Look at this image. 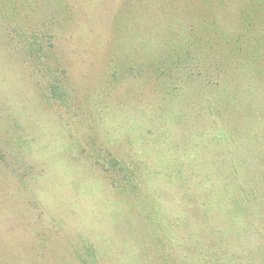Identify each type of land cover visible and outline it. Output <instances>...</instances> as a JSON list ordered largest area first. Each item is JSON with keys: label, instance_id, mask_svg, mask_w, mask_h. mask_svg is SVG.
I'll list each match as a JSON object with an SVG mask.
<instances>
[{"label": "rangeland", "instance_id": "obj_1", "mask_svg": "<svg viewBox=\"0 0 264 264\" xmlns=\"http://www.w3.org/2000/svg\"><path fill=\"white\" fill-rule=\"evenodd\" d=\"M122 1L99 0L95 4V0H22V11L28 21L59 16L56 19L63 23V42L59 44L57 56L65 58L69 66H75L79 71L78 82L90 90L93 86L98 88L99 74L104 71L129 67L136 59L157 61L163 56L161 47L173 46L171 35L175 32L197 27L220 30L221 27L218 23H208L207 15L212 10L202 6L200 0H165V4L155 0L152 4H149L151 0ZM17 11L13 6L10 8L11 22L16 19ZM250 39L253 49L252 41L256 38ZM8 50L0 42V264H31L33 260L26 256L35 249L34 243L29 242L33 236L28 235L29 241L18 244L15 234L22 236V232L30 233L34 228L33 224L26 225V218L51 214H55L60 235L54 246H59L60 253L49 257L47 264H130L132 261L131 264H181L179 259L185 254L190 264H197L200 256L196 255V247L193 254L186 249L177 256L173 251L171 260L152 253V241L156 239L165 240L169 245L175 243L170 222L173 219L183 221L180 228L185 233L183 243L191 237L194 244L201 246L211 231L215 264H264V101L255 99L256 93L246 89L250 88L249 84L222 83L216 93L229 98L228 101L212 103L210 108L203 102L195 108L186 105L183 115L175 112L176 116L170 119L193 132L202 118L196 111L204 108L208 121L203 124L208 128L199 127L189 133L190 139L181 141L172 150L174 165L164 175L151 162L158 155L153 151L140 154L134 149L140 148L135 140L127 143L131 139L128 136L133 119L147 117L157 123L165 117L162 109L166 107L158 109L162 94L159 90H150L147 102L136 98L132 110L148 109L153 112L150 118L149 112L129 113L128 101L121 105L114 99L116 87L109 93L106 107L109 112L103 117L112 119L113 115L119 122L122 120L121 133L110 131L109 137L113 140L121 137L134 150L139 183L136 179L131 181L130 176L125 180L122 174L115 183H109L101 171L102 156L106 157L110 149L107 143L101 152L96 148V151L86 149L78 126V132L71 130L78 137L65 140L62 128L71 124L62 119L60 128L57 116L53 117L42 103L44 95L40 87L33 80H27L20 57H10ZM246 54L247 59L253 60L248 62L250 67L264 66V42L259 52L249 50ZM142 63L147 65L148 61ZM151 69L152 65L135 69L134 75H146ZM222 90H233V93ZM93 92L96 89L90 91L91 95ZM121 93L127 94L124 88L120 89ZM216 108L225 112V116H219ZM57 110L69 115L63 106ZM92 116L95 117V112ZM97 132L98 129H93L91 134ZM5 136L11 148L2 140ZM185 144L190 147L186 148ZM110 151L118 160L128 162L123 148ZM77 154L82 159L81 165ZM22 174L25 175L13 179ZM198 178L204 179V183L193 181ZM168 185L196 193L194 199L202 196L207 202L205 208H222L224 213L212 215L219 222L220 230L210 224V215L202 214V221H195L197 213L178 211L181 207L175 206ZM176 200L188 204V199ZM220 218L224 221H219ZM77 249L73 261L69 260L68 255ZM211 256L213 253L207 257ZM182 262L188 263L184 259Z\"/></svg>", "mask_w": 264, "mask_h": 264}, {"label": "trees", "instance_id": "obj_2", "mask_svg": "<svg viewBox=\"0 0 264 264\" xmlns=\"http://www.w3.org/2000/svg\"><path fill=\"white\" fill-rule=\"evenodd\" d=\"M128 2L127 0L122 1V3ZM155 2L165 4V0H155ZM97 3H99V0H95V4ZM152 3L153 0L149 2V4ZM0 4H2L0 5V42L3 43L5 48L6 46L10 48L11 51L8 50L10 57L12 55L17 58L20 57L24 75L28 81L33 80L40 87L39 89L44 95L43 101L42 99L40 101L49 109L53 117L57 116L55 118L58 120L60 128H62L60 124L62 119L71 124L69 127L62 128L63 134L66 136L65 140L69 137H78L74 136L71 130L74 129L75 132H78L79 128L81 131L79 134L81 133L83 136L82 140L86 141L84 143L87 145L86 149L96 151V148L97 152H101L104 151L103 144L107 143L110 149L106 157L102 156L101 171L109 178V183H115L116 178L121 176L120 174L125 175V180H128L130 176L131 181L136 179L137 182H135L139 183V167L132 154L134 150L125 145L133 140L140 146V148H134L139 150L140 154L153 151L154 154L158 155L157 158L153 157L151 162L153 165H157L161 170L159 173L164 175L174 165L171 158L172 150L181 141L189 140V133L195 132L199 127H207L203 123L208 121L204 108L201 110L202 113L199 110L196 111L197 116H202V118L200 119L201 122H198L193 128V132L190 128L185 130L182 124L180 125L176 120L170 118L176 116L175 112H179L178 115H183L185 113L184 106L186 105L194 107L196 104L203 102L210 108L209 106L212 103L228 101L229 98L224 95L218 96L216 93L222 83L229 86L249 84L250 88L246 89L250 90L251 93H256L255 99L260 102L264 101V66L250 67L248 62L253 60L247 59L246 54L249 50L259 52L261 42H264V0H200L202 6L212 10L211 14L207 15L208 23L211 25L220 24V30L214 28L203 30L201 27H197L182 29L183 32H175L174 35H171V37L174 36V41H171L173 46L161 47L163 56L158 58L157 61L149 58L136 59L135 61L132 60L133 63L129 67H117L114 71H104L99 74L100 85L98 88L92 87V89H96L93 95L90 93L92 89L90 90L89 87L82 88L80 82H78L77 75L79 71L75 66H69L65 58H58L57 56L59 44L63 42L61 32L63 23L56 19L59 18L57 14H55V17H45L41 21H28L22 11V0H0ZM12 6L18 11L16 19L11 22L8 12ZM251 37L256 38L252 41L253 49L250 46ZM219 44H221V48ZM145 61H148L147 65H143L142 62ZM150 65H152L150 73L143 76L134 75L135 69L139 70L141 68L143 70ZM70 72L72 76H70ZM230 76H233V79ZM116 87L117 90L114 92L113 90ZM122 88L127 92L126 95L120 94ZM150 90L153 92L159 90L162 94L158 109L166 107L162 109V115L165 117H161V120L157 123L151 122V119L147 117L139 120L133 119V126H130L128 136L131 139L127 143H123L121 137L115 140L111 139L109 137L111 135L110 131H114L115 134L121 133L119 125L122 120L119 122L113 115L112 119L105 118L104 120L103 114L106 115V112H109L106 109L109 104L108 96L111 95L109 93L114 92V99L121 105L122 102L128 101L127 107L131 109V111H128L129 113L134 111L140 114L149 112V110L143 109L145 112H139L137 109L132 110L136 106V98L147 102ZM222 91L233 93V90ZM61 106L67 110L69 115L57 110ZM215 111L219 113V116H225L226 114L221 112L220 108H216ZM94 112L95 117L92 118ZM152 114L151 111L150 118ZM97 123L99 126H97ZM17 126H20V124L18 123ZM93 129H98L99 132L91 134ZM1 138L8 146L10 145L6 140L7 136ZM77 141H80V138ZM192 142L195 143V141ZM185 145L186 148L190 147L189 144ZM9 147L11 148V146ZM115 148H123L128 162L126 160H124L125 162L120 161L115 155H112L110 150ZM105 151L107 150L105 149ZM12 155L15 156V153H12ZM76 158L79 165H81L82 159L79 158L78 154ZM140 158L145 164L148 163L145 162V158ZM23 175L25 174L17 177L13 176V179H19ZM193 181L204 183L205 180L198 178V180L194 179ZM170 186L174 185H168V192H171V198L174 199L175 206L181 207L178 211L197 213L198 216L195 221H202L200 217H204L205 214L210 215V224L214 229L220 230L219 222L212 215L222 214V208L218 207L211 210L206 207L211 213L217 212V214H208L205 208L207 202L202 199V196L194 199L196 193L186 191L184 187L178 190V187L170 188ZM120 187V192H122V185ZM134 190L136 189L134 188ZM182 192H185V194ZM177 196L182 200L188 199V204L178 202L176 200ZM159 197L161 196L159 195ZM162 206L166 207V204ZM166 210V208H163V212H166ZM219 221L223 222L224 218H220ZM25 222L26 225L33 224L34 228L30 230V233L22 232V236L15 234L16 241L18 244L19 242L24 243L23 241H29L28 235L33 236L29 242L34 243L35 249L28 251L26 257L33 260L31 264L50 263L48 258L55 257L56 254L60 253L59 246H54L55 241L60 237L55 226V214L41 218L30 216V218H26ZM170 222H172L174 229L175 243L169 245L165 240L160 242V239H156L152 241L153 254L158 257L162 256L165 260H168L169 257L171 260L173 251L176 252L177 256L186 249L193 254L196 247L198 249L196 255L200 256L197 264H215L216 255L214 254L211 231H209L208 238L204 237L205 243L201 242L202 245L199 246L200 244L193 243L188 228H186L187 237L190 238L187 243H183L185 233L183 229L180 230L183 221L173 219ZM176 230H179L180 233L183 232V234L176 232ZM206 249H209V252H206ZM77 251L79 249L71 251L68 259L71 257L69 260L73 261V256ZM209 253H213V256L207 257ZM78 256L81 257L80 252ZM188 258V254H185L184 258L179 259V262L184 264L182 259L188 262Z\"/></svg>", "mask_w": 264, "mask_h": 264}]
</instances>
